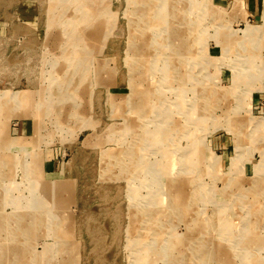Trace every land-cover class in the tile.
<instances>
[{"label": "rangeland", "instance_id": "1", "mask_svg": "<svg viewBox=\"0 0 264 264\" xmlns=\"http://www.w3.org/2000/svg\"><path fill=\"white\" fill-rule=\"evenodd\" d=\"M0 264H264V0H0Z\"/></svg>", "mask_w": 264, "mask_h": 264}, {"label": "bare ground", "instance_id": "2", "mask_svg": "<svg viewBox=\"0 0 264 264\" xmlns=\"http://www.w3.org/2000/svg\"><path fill=\"white\" fill-rule=\"evenodd\" d=\"M250 32V31H249ZM248 34V33H247ZM251 35V34H250ZM253 36V35H252ZM242 77V76H241ZM243 141H245V140H243ZM137 162H139L140 160L138 159V160H136ZM212 161V160H211ZM133 164H135V165H137V168L139 169V164H136V162H134ZM260 165V164H259ZM134 166V165H133ZM256 166V165H255ZM136 167V166H135ZM260 169V168H259ZM139 173V172H138ZM258 173V172H257ZM160 174V173H159Z\"/></svg>", "mask_w": 264, "mask_h": 264}]
</instances>
